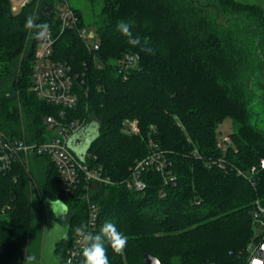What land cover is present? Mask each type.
Returning <instances> with one entry per match:
<instances>
[{
    "label": "trees",
    "instance_id": "16d2710c",
    "mask_svg": "<svg viewBox=\"0 0 264 264\" xmlns=\"http://www.w3.org/2000/svg\"><path fill=\"white\" fill-rule=\"evenodd\" d=\"M102 3L96 26L102 68L74 29L55 44L56 58L83 74L77 106L66 109L32 91L39 41L24 28L32 16L57 29L56 0L34 1L19 12L11 0H0V129L35 143L50 134L47 116L65 111L67 120H86L96 128L88 153L81 158L71 148L104 178L92 189L82 177L65 195L57 167L38 153L0 173V264H14L30 241L36 251L26 256L38 261L46 199L64 202L69 212L68 237L56 247L63 264H70L75 228L89 226V202L98 207L93 234L112 221L127 236L120 255L105 245L110 264H144V253L162 264H238L255 235L253 214L264 207V97L245 83L255 51L264 62V8L238 0ZM121 20L134 21L133 35L142 43L147 37L145 47L155 54L129 45L116 28ZM229 21L236 26L228 28ZM253 31L254 45L246 36ZM126 54L137 55L138 64L120 73L117 61ZM125 119L138 120L140 132H125ZM227 119L237 129L219 147V124ZM153 150L162 152L165 171L176 179L166 182L149 167L139 175L145 188L136 190L128 184L131 170ZM82 250L73 264H84Z\"/></svg>",
    "mask_w": 264,
    "mask_h": 264
},
{
    "label": "built area",
    "instance_id": "2783aa9c",
    "mask_svg": "<svg viewBox=\"0 0 264 264\" xmlns=\"http://www.w3.org/2000/svg\"><path fill=\"white\" fill-rule=\"evenodd\" d=\"M34 1L40 2L41 0H26L23 6ZM13 9L15 8L13 7ZM55 19L57 29L50 26V37L38 43L33 62L31 88L43 101L72 109L77 106L79 100L77 88L84 83L83 74L76 71L69 62L56 58L55 44L65 32L74 29L78 37L85 43L87 51L93 54L95 65L102 68L98 57L100 38L97 31H89L86 26L81 25L78 12L67 2H59L56 5ZM137 64L138 56L131 54H126L124 58L117 61L120 73H126ZM65 114L63 111L59 117L47 116L45 118V125L51 131L42 142L32 143L25 138H11L0 129V173L11 170L15 163H21L23 159L26 160L30 153H38L47 156L57 167L63 179L62 189L65 195L72 194L77 189L82 177L88 183L103 181L101 172L90 167L86 161L79 159L69 145L70 140L86 126V120H67ZM123 130L132 134L139 133L138 120L125 119ZM229 140V136L226 135L218 142V146L225 147ZM261 165L264 167V161ZM149 167L161 171L166 182L176 179L172 172L165 171L162 152L153 150L146 158L134 165L131 170L133 179L131 182L128 181L129 186H134L136 190H143L145 183L139 178V175L141 171ZM88 211L89 231L92 232L98 218V207L89 202ZM253 218L255 235L246 250L241 252L238 264H254L257 261L259 264H264V207L258 205ZM86 243L84 237L79 234L68 263L73 264L74 257L80 249L86 246Z\"/></svg>",
    "mask_w": 264,
    "mask_h": 264
},
{
    "label": "rangeland",
    "instance_id": "374dc122",
    "mask_svg": "<svg viewBox=\"0 0 264 264\" xmlns=\"http://www.w3.org/2000/svg\"><path fill=\"white\" fill-rule=\"evenodd\" d=\"M26 0H11L14 11H21ZM103 0H56V3L67 2L71 5L72 8L81 13L83 22L86 28L89 31H96L97 22L99 19V13L102 8ZM206 1V0H205ZM208 1V0H207ZM243 3L249 4H258L264 8V0H238ZM56 4V5H57ZM207 13L211 14L212 11L207 10ZM228 15V16H227ZM222 15L220 18L221 23L225 22L229 18V14ZM235 21H229L227 26L228 28H234ZM245 27L252 26V23L244 18ZM248 37L247 43H252L254 45L257 39L256 31L250 32L246 35ZM260 45H263L260 42ZM255 51V50H254ZM252 61L254 62L253 66L249 67V70L245 73V83L250 86L251 94H256L255 89L257 88L264 97V84L260 85V82H264V62L257 59L256 51L253 53ZM256 77V78H255ZM255 78V79H254ZM256 80V81H255ZM254 88V90L251 89ZM249 96L252 99L253 95ZM237 129L236 125L232 120L227 119L224 122L219 124V130L223 133L222 136L225 137L233 133ZM99 185V182H92V189H96ZM55 201H53L54 203ZM44 212H43V226H42V240L40 244V253L38 261H33V258L26 256L27 253L33 252L35 250V245L30 241L29 246L23 248L19 256L17 257L14 264H63V257L60 252L57 251V245L61 240H66L69 234V212L67 211V217L61 215L63 209H54L52 211L49 200H44ZM42 208V207H41ZM43 211V209H42ZM66 215V214H65ZM41 224L37 225V229L40 228ZM40 235V234H39ZM35 247V248H34ZM38 250V247H37ZM36 251V250H35ZM69 259V258H68ZM67 259V262H68Z\"/></svg>",
    "mask_w": 264,
    "mask_h": 264
},
{
    "label": "clouds",
    "instance_id": "9594fccd",
    "mask_svg": "<svg viewBox=\"0 0 264 264\" xmlns=\"http://www.w3.org/2000/svg\"><path fill=\"white\" fill-rule=\"evenodd\" d=\"M134 26L135 22L132 20H121L118 22L116 28L121 35L127 37L129 45L134 48L139 47L140 51L146 54H155L154 49L145 47L149 43L147 37L143 38L142 43L140 37L133 35L132 29ZM24 28L26 31H29L30 36L38 41H44L51 35L50 26L47 23H37L36 19L32 16L26 18ZM49 203L52 211L54 209L67 211V205L58 199L54 203L50 200ZM75 231L82 235L87 242L82 250L84 264H110L105 245L108 244L114 254L120 255L127 244V236L119 231L116 224L112 221H105L100 227L99 232L95 234L89 231L87 223H81L75 228ZM254 264H259V262H254Z\"/></svg>",
    "mask_w": 264,
    "mask_h": 264
},
{
    "label": "water",
    "instance_id": "95a60500",
    "mask_svg": "<svg viewBox=\"0 0 264 264\" xmlns=\"http://www.w3.org/2000/svg\"><path fill=\"white\" fill-rule=\"evenodd\" d=\"M96 128L93 125L85 126L79 133H77L69 142L70 147L76 146L78 148L77 152L80 153V157L83 158L87 151L89 150V146L94 136ZM221 134V133H220ZM64 216L66 212L64 210L61 211ZM144 264H162L161 261L148 253H144L143 255Z\"/></svg>",
    "mask_w": 264,
    "mask_h": 264
}]
</instances>
